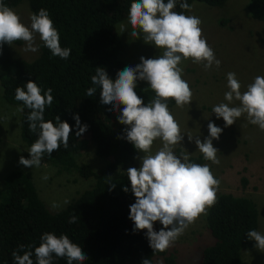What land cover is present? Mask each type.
<instances>
[{
    "label": "trees",
    "instance_id": "obj_1",
    "mask_svg": "<svg viewBox=\"0 0 264 264\" xmlns=\"http://www.w3.org/2000/svg\"><path fill=\"white\" fill-rule=\"evenodd\" d=\"M21 1L2 0L9 7ZM193 1L186 0L189 5ZM197 1L222 6L227 0ZM133 2L135 0H28L31 16L42 8L48 10L59 32L61 46L71 48L70 56L67 59L54 56L41 40L37 56L30 60L14 57L9 45H3L0 51L2 95L7 102L24 108L20 134L28 150L38 139V133L29 130L30 110L15 99V90L31 80L44 90L53 89L54 100L45 109V121L55 122L58 115L72 127L69 147L65 149L61 144L50 157L45 153L43 159L55 165L58 171L77 172L95 180L63 208L50 211L38 195L31 172L10 170L0 186V264H15L12 253L20 245H25L26 250L27 246H32L35 264L34 250L44 233L66 234L88 255L83 264H142L145 258L154 264L157 254L163 255L165 263L173 264V254L168 250L154 251L149 245L147 230L134 231V222L129 218L130 205L135 203L136 197L131 192L126 170L134 165L139 151L126 139L124 129L128 126L118 119L110 121L113 112L120 113L111 105L101 103L99 87L93 96L86 95L88 88L96 87L91 77L97 67H103L115 80L118 72L130 66L118 57L122 41L115 26L128 16ZM181 2L183 0H177L174 11H187L179 7ZM246 9L253 18L264 21V0H247ZM221 21L223 23L224 19ZM136 91L145 104L155 98L150 87L137 86ZM167 103L171 107L175 101L169 99ZM77 114L81 126L87 125V131L79 137L74 118ZM87 138L94 142L95 152L106 159L105 165L96 170L89 163L77 162ZM180 152L177 147L176 153ZM189 156L195 163L206 161L201 152ZM240 180L242 186L248 182L244 175ZM125 186L128 192L123 190ZM256 206L248 195L221 190L204 217L213 241L202 247L198 264H243L242 249L254 246L247 232L257 228ZM73 215L77 221L69 223ZM53 264H67V258L53 254Z\"/></svg>",
    "mask_w": 264,
    "mask_h": 264
},
{
    "label": "clouds",
    "instance_id": "obj_2",
    "mask_svg": "<svg viewBox=\"0 0 264 264\" xmlns=\"http://www.w3.org/2000/svg\"><path fill=\"white\" fill-rule=\"evenodd\" d=\"M177 0H135L130 6L128 22L131 25V38L143 37L145 43L154 44L161 51L157 58L140 57L141 63L135 67L127 66L118 72L115 80L111 79L103 67L95 69L91 77L96 87L87 89L86 95L93 96L97 87L101 90V103L111 105L120 113L119 122L126 125V139L142 152L139 157L141 167H129L127 179L131 182V192L136 197L130 205V219L134 222V231L147 230L149 245L154 251L167 250L207 209L217 201L221 181L215 177L209 164L192 162L187 152L177 155L174 146L181 144L184 134L179 122L169 109L167 101L173 99L178 107L190 105L193 92L189 83L183 79V61L191 59L193 63L202 64L205 69L213 65L219 67L221 61L208 44L201 27L202 20L195 15L174 9ZM179 7L190 10L191 6L183 0ZM31 24L22 22L20 15L0 0V51L4 44L12 45L16 41L25 42L26 51L36 52L39 45L35 43L39 34L43 45L54 56L67 59L71 48L62 47L60 35L48 10L40 9L32 14ZM125 31V25H120ZM138 81H147L155 93V98L145 104L136 91ZM229 91L225 93L227 103L213 106L216 117L223 118L225 126L233 125L238 118L247 115L248 121L264 130V76H256L245 91L236 74H227ZM53 89H42L36 82L28 81L26 86L17 87L15 99L23 102L30 112L27 116L29 130L38 133V139L28 152L31 158L20 157L19 163L26 167H40L45 153L50 157L61 144L69 147L72 127L60 116L45 121V109L53 104ZM238 101V106H231ZM123 105V108H121ZM23 112L24 108H18ZM79 137L87 131V125L81 126L79 115L75 117ZM209 136L201 141L195 139L198 151L206 161L219 164L218 149L213 140H218L223 129L215 123L208 124ZM122 139L125 137H121ZM189 140L193 137L188 135ZM160 139L162 147L155 153L154 141ZM47 179V176L43 177ZM112 187H115L113 185ZM125 192L129 189L123 188ZM65 204L69 201L65 200ZM53 208L59 207L53 203ZM73 215L69 223H76ZM159 221L163 228L154 229V222ZM249 240H255V247L264 252V234L257 230L247 232ZM32 246L20 245L12 253L15 264H34ZM35 264H53L56 257L67 258V264H83L88 255L78 244L72 242L66 234L44 233L38 247H35ZM142 264H152L148 258Z\"/></svg>",
    "mask_w": 264,
    "mask_h": 264
},
{
    "label": "rangeland",
    "instance_id": "obj_3",
    "mask_svg": "<svg viewBox=\"0 0 264 264\" xmlns=\"http://www.w3.org/2000/svg\"><path fill=\"white\" fill-rule=\"evenodd\" d=\"M247 0H227L222 6L209 5L202 1L191 2L187 15H195L202 20L203 35L215 52L216 58L221 61L219 67L215 65L205 69L202 64L193 63L191 59L182 63L183 79H185L193 92V101L190 105L178 107L176 104L169 107L175 119L179 122L184 139L179 147L181 152L189 155L199 153L195 139L203 141L209 134L208 124L215 123L223 129L218 140L213 144L219 150L217 157L220 163L209 164L215 177L221 181L218 193L221 190L233 194H245L255 202L258 210V222L256 230L264 234V130L248 121L247 115H243L231 126H225L223 118H217L213 113V106L224 102L225 93L229 91L227 86V74L233 72L241 83V91L253 83L256 76H264V21L253 18L246 9ZM21 17L26 25L31 24V11L28 0H22L16 6L11 7ZM221 19H224L222 23ZM125 25V31H120V25ZM116 30L121 38L122 45L118 57L135 67L141 63L140 57L157 58L161 51L154 44L145 43L143 37L131 38L132 30L128 22V16L116 23ZM39 34H36L35 43L39 45ZM9 48L14 57L33 59L38 51H26L23 41H16ZM140 88L150 87L147 81H138ZM234 101L231 106H238ZM19 105L7 102L2 95L0 86V186L4 182L5 175L12 169L30 171L33 183L39 197L50 211H57L71 201L81 191L91 187L94 177H82L77 172L58 171L55 165L42 159L40 167H26L19 163L20 157L30 159L20 134L21 112ZM119 114L113 112L110 121L117 119ZM109 118V117H108ZM188 135L193 137L189 140ZM80 148L78 163H89L93 169H98L106 163V159L95 152V144L85 140ZM162 141H154L152 151L155 153L162 147ZM180 153H176L180 155ZM143 155L138 152L130 167H141L139 159ZM247 177L248 182L242 186L240 176ZM47 176V179L43 177ZM56 203L59 207L53 208ZM201 215L194 223L190 224L184 233L167 249L174 256L173 264H198L200 251L203 246L213 241L205 220ZM163 225L154 222V229L158 232ZM243 248L241 260L243 264L264 263V252L255 247ZM154 264L165 263L163 255L154 256Z\"/></svg>",
    "mask_w": 264,
    "mask_h": 264
}]
</instances>
